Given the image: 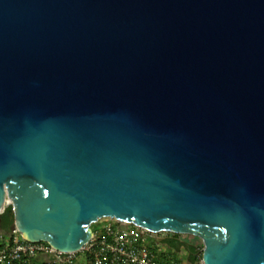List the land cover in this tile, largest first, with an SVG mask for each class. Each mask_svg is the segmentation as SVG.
<instances>
[{
	"label": "water",
	"instance_id": "95a60500",
	"mask_svg": "<svg viewBox=\"0 0 264 264\" xmlns=\"http://www.w3.org/2000/svg\"><path fill=\"white\" fill-rule=\"evenodd\" d=\"M77 252L104 217L264 264V0H0V215Z\"/></svg>",
	"mask_w": 264,
	"mask_h": 264
},
{
	"label": "built area",
	"instance_id": "2783aa9c",
	"mask_svg": "<svg viewBox=\"0 0 264 264\" xmlns=\"http://www.w3.org/2000/svg\"><path fill=\"white\" fill-rule=\"evenodd\" d=\"M95 223L100 224L99 229L92 230L90 239L79 251L69 253L58 251L46 242H27L14 228L7 234L11 236L9 243H0V264H72L73 255L79 252L87 255L88 264H182L169 254L157 259L146 245L148 240H152L151 235L158 233H166L168 236L165 238L177 237L185 242L175 233L151 232L110 217L98 219ZM191 245L198 250L196 261L203 264L202 245ZM41 256L48 259L33 263Z\"/></svg>",
	"mask_w": 264,
	"mask_h": 264
},
{
	"label": "rangeland",
	"instance_id": "374dc122",
	"mask_svg": "<svg viewBox=\"0 0 264 264\" xmlns=\"http://www.w3.org/2000/svg\"><path fill=\"white\" fill-rule=\"evenodd\" d=\"M8 205H5V207ZM132 225V224H131ZM100 224L99 223H93L91 224V229L96 230L99 229ZM180 236L185 242H188L190 244L194 245H202L201 238L193 235H186V234H177ZM168 236L166 233H158L151 235L150 239L148 240L146 245L147 247L153 251V253L156 255L157 259L164 258L165 255L169 254L172 255L177 261H179L182 264H198L197 261L190 263L188 261V252L184 249H181L179 252L171 251L168 247L165 246V244L162 243L163 238ZM11 236L10 235H2L0 236V243L2 245H5L9 243ZM46 260V256H41L35 259L34 261H37L38 259ZM87 255H85L82 252H79L78 254L73 255L72 257V264H88L87 262Z\"/></svg>",
	"mask_w": 264,
	"mask_h": 264
},
{
	"label": "trees",
	"instance_id": "16d2710c",
	"mask_svg": "<svg viewBox=\"0 0 264 264\" xmlns=\"http://www.w3.org/2000/svg\"><path fill=\"white\" fill-rule=\"evenodd\" d=\"M13 223L11 206H6L3 213L0 215V230L5 233L9 232L10 225ZM170 250L178 252L181 248L188 252V261L193 263L196 261L198 250L195 246L181 242L177 237L165 238L162 241ZM78 254V253H77ZM86 255V254H85ZM88 262V257L86 258ZM43 262V259L33 261V263Z\"/></svg>",
	"mask_w": 264,
	"mask_h": 264
},
{
	"label": "crops",
	"instance_id": "0c3cea01",
	"mask_svg": "<svg viewBox=\"0 0 264 264\" xmlns=\"http://www.w3.org/2000/svg\"><path fill=\"white\" fill-rule=\"evenodd\" d=\"M7 234H8V233H5V232H3L2 230H0V236H2V235H7ZM165 246H166V245H165ZM166 247H167V246H166ZM181 249H183V248H181ZM181 249H180V250H181ZM180 250H179V251H180ZM171 251H172V250H171ZM179 251H178V252H179Z\"/></svg>",
	"mask_w": 264,
	"mask_h": 264
}]
</instances>
